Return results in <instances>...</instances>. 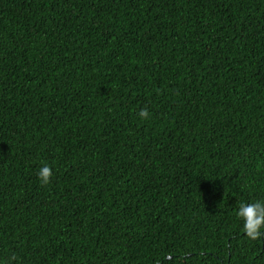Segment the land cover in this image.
Segmentation results:
<instances>
[{
    "label": "trees",
    "instance_id": "16d2710c",
    "mask_svg": "<svg viewBox=\"0 0 264 264\" xmlns=\"http://www.w3.org/2000/svg\"><path fill=\"white\" fill-rule=\"evenodd\" d=\"M255 201L264 0H0V264H264Z\"/></svg>",
    "mask_w": 264,
    "mask_h": 264
},
{
    "label": "clouds",
    "instance_id": "9594fccd",
    "mask_svg": "<svg viewBox=\"0 0 264 264\" xmlns=\"http://www.w3.org/2000/svg\"><path fill=\"white\" fill-rule=\"evenodd\" d=\"M139 116L147 119L149 117L147 109H142ZM51 175V169L47 165L38 172L39 179L45 185L49 182ZM237 216L243 221L242 231L249 239L257 240L261 237V229L264 228V202L240 203Z\"/></svg>",
    "mask_w": 264,
    "mask_h": 264
}]
</instances>
